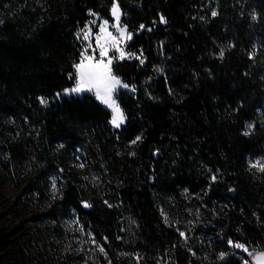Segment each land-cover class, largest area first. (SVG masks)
Masks as SVG:
<instances>
[{"label":"trees","instance_id":"obj_1","mask_svg":"<svg viewBox=\"0 0 264 264\" xmlns=\"http://www.w3.org/2000/svg\"><path fill=\"white\" fill-rule=\"evenodd\" d=\"M108 2L0 0L4 169L25 178L24 191L47 199L45 218L59 222L73 210L112 264H137L136 253L139 264H242L240 256L252 264L227 240L264 251V174L247 170L248 159L264 152V0H119L127 13L121 23L134 33L126 50L143 49L145 59L144 65L127 59L114 66L125 83L137 86L134 95L119 92L128 118L122 130L111 127L110 111L91 93L62 97L47 108L37 100L73 86L75 77L68 74L80 52L75 33L87 9ZM214 7L219 15L212 18ZM142 23L152 30L137 34ZM229 42L235 47L227 49ZM253 44L255 63L247 55ZM221 46L223 60L215 55ZM9 117L14 123H7ZM247 123H255V132L245 137ZM138 134L143 140L130 146ZM81 162L84 169L74 166ZM52 174L58 176L56 199L49 191ZM179 231L189 237L186 243ZM221 251L231 255L218 260Z\"/></svg>","mask_w":264,"mask_h":264},{"label":"snow or ice","instance_id":"obj_2","mask_svg":"<svg viewBox=\"0 0 264 264\" xmlns=\"http://www.w3.org/2000/svg\"><path fill=\"white\" fill-rule=\"evenodd\" d=\"M4 7L8 8V5H4ZM109 13L112 21L111 24L109 19H102L100 18V14L98 12L89 9L88 14L94 17L95 19L90 22H86L83 28H78L75 33L76 39L81 42V50L79 52L78 62L72 63L74 74H68L69 79H72L74 75V86L71 88H64L62 91L54 93L53 99L51 100L46 95L37 96V100L42 108H47L52 103L60 101L62 97H71L73 95L79 96L81 93L84 92H94L96 100L100 101L101 103L106 105L108 109L111 110V117L108 123L113 129L122 130L126 126L128 118L124 108L121 106V104L118 102V99L115 97V93H117L120 88H123L125 90L130 91L134 95L137 91V86L135 84L129 85L128 83H125L123 77L115 73L114 66H117L118 62H123L126 59H136L139 61L140 65H144L145 59L143 58V49H141L139 51V54H137L135 52H128L124 47L129 41L132 40L134 33L132 31H129V25L121 24L122 17H126L127 13L124 12L120 7L119 0H111ZM218 15V9L215 7L212 8L211 17L215 18ZM241 15L243 16V13H241ZM199 19L201 21L207 22L205 16L203 15L200 16ZM251 20L253 22L258 20V15L254 10L251 13ZM159 22L161 24H167V19L163 14H159ZM3 23L4 20L0 19V24ZM97 23L98 30L93 32L92 25H96ZM153 23H155V21ZM110 27L115 29V33H113V31H109ZM145 30L150 32L152 29H146V26L142 23L139 25L137 34ZM93 39L95 41L94 45L92 43ZM162 45L163 42H161V46ZM233 47H235L233 43L229 42L227 44V49H232ZM252 49L253 50L249 51L247 55L248 59L252 60L253 63H255V56L257 55V46L253 44ZM97 50L99 53L98 56L95 55ZM225 52V47L221 46L219 47L218 53H216L215 55H217L219 59L223 60L225 57ZM109 53L112 54L110 55ZM155 71L162 73L163 69L157 66L155 68ZM244 75L247 76L248 73L246 72ZM260 79L264 80V76L260 77ZM168 91L169 95H174V92L171 88H169ZM146 94L148 95L149 99H154V97H152L150 93ZM242 106V104L239 105V107ZM25 122H28L27 117H25ZM7 123L11 124L14 123V121L11 117H9ZM261 124L262 126H264V121H262ZM254 132L255 123H247L245 125V130L242 134L245 137H248ZM16 136H19V132L16 133ZM15 138L16 137H13V139ZM117 139H119V137H117ZM142 140V134L135 135V137L129 141V145L135 146ZM56 147L57 150L62 149L64 148V144H58ZM159 151V149H156L152 154L156 156L159 154ZM76 152L79 153L80 149L77 148ZM129 155L134 156L135 152L129 153ZM5 159H7V156H5ZM80 159V156L77 155L76 160L79 161ZM74 166L79 167L80 169H84L86 167V163L81 162ZM247 170L249 172H253V170H255V172L253 173L254 176L256 173L264 174V156H257L255 159L249 158L247 161ZM60 171L63 172V169L61 168ZM208 171L211 172V169H208ZM219 174L220 169H216V172L211 175L208 189L209 192L211 191V185L217 182ZM50 179L51 189L53 193L52 199H56V194L59 192V189L57 188L55 178ZM84 179L87 180L88 177L86 176L84 177ZM92 180L93 182H97L99 180V177L93 175ZM184 191L187 192L188 189H184ZM228 191L235 192L236 189L230 187ZM104 203L108 207H112V205L108 204L107 200H105ZM82 204L85 208L91 207V205L85 201H82ZM197 213H199V210H197ZM161 215L164 218L165 224H168V217L163 212L161 213ZM252 215L256 216V213L253 212ZM132 223H135V221H133ZM188 223L193 227L195 226L193 221H189ZM66 224L71 227L72 224H79V220L77 219L66 221ZM78 230L83 232V227L81 226ZM123 230L124 229H121V231ZM88 236L91 238V243L96 246V249H98V251L104 255L105 259L108 261V264H112V261L108 259V253L105 251L104 246L96 242L95 237L91 231L88 232ZM179 236L184 240L185 243L189 239V237L184 231H179ZM117 239L119 240L121 239V237L118 236ZM104 241L105 243L107 242V237H104ZM227 244L230 249H238L244 253H248V255L252 257V260L255 262V264H264V251L250 252L248 246L245 243H240L238 240L234 241L231 237L228 238ZM173 247H175V245ZM65 251H68V249L66 248ZM77 251H83V249H77ZM188 251L193 256L196 255L192 248H188ZM120 255L126 256L128 255V253H120ZM230 255L231 253L229 252L221 251L217 254V259L224 261ZM134 258L137 264H139L141 259L140 254H134ZM157 264H160V262L157 261ZM242 264H250V262L247 259H243Z\"/></svg>","mask_w":264,"mask_h":264},{"label":"rangeland","instance_id":"obj_3","mask_svg":"<svg viewBox=\"0 0 264 264\" xmlns=\"http://www.w3.org/2000/svg\"><path fill=\"white\" fill-rule=\"evenodd\" d=\"M110 6L111 0L107 7L89 9L98 12L100 18L109 19L111 24ZM89 9L84 12L81 21L83 23L79 28H83L86 22L95 19L88 14ZM2 16L0 12V19ZM92 28L93 32L97 31L98 23L92 25ZM109 31L115 33L114 28L110 27ZM78 42L81 50V42ZM92 43L95 44L94 39ZM95 55H99L98 50ZM123 91L126 90L120 88L115 93V97L118 98L119 92ZM88 93L95 97L94 92ZM101 104L107 108L106 105ZM108 110L111 113V110ZM258 156H264V152ZM256 157L250 158L255 159ZM5 160V154H2L0 147V264H86V262L87 264H102L98 258L100 256L105 260V257L91 243V238L88 236L89 231L85 229L83 232L79 231L80 222L72 224L71 227L66 224V221L78 219L74 211L71 210L70 214L59 222L42 216L41 212L48 206L47 199H40L36 193L28 192L29 188L24 191L25 178L22 175L16 176L14 173L7 172L4 169ZM50 178L57 180L58 176L52 174L48 177L49 191L53 194ZM96 242L100 244L99 241L96 240ZM66 248L68 251H65ZM81 248L83 251H77ZM234 251L242 252L238 249ZM240 258L243 260L242 256ZM104 262L108 264L107 260Z\"/></svg>","mask_w":264,"mask_h":264},{"label":"water","instance_id":"obj_4","mask_svg":"<svg viewBox=\"0 0 264 264\" xmlns=\"http://www.w3.org/2000/svg\"><path fill=\"white\" fill-rule=\"evenodd\" d=\"M257 252H259V251H257ZM251 263H252V264H255V262L252 260V257H251Z\"/></svg>","mask_w":264,"mask_h":264}]
</instances>
